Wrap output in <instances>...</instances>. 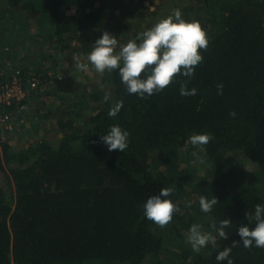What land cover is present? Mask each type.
Listing matches in <instances>:
<instances>
[{
	"label": "trees",
	"instance_id": "trees-1",
	"mask_svg": "<svg viewBox=\"0 0 264 264\" xmlns=\"http://www.w3.org/2000/svg\"><path fill=\"white\" fill-rule=\"evenodd\" d=\"M173 9L201 24L208 48L201 50L204 59L193 77L178 76L163 92L141 99L127 93L118 70L97 73L99 81L88 87L75 69L62 79L52 72L51 83L52 55L44 54L43 44L75 49L84 58L110 30L105 0H0V56L24 71L25 80L31 72L46 85L25 102L35 111L33 125L48 131L50 123L61 135L58 143L47 134L20 149L10 137L0 142V171L10 190L0 181V264H147L164 253L165 233L143 215V205L163 187L174 189L170 199L181 209L165 226L180 241L174 251L179 264H218V252L240 241L236 231L248 225L246 214L264 205V0H189ZM33 17L36 26L29 27ZM154 25L114 37L128 42ZM18 30L35 33L39 41L26 51L41 46L39 59L17 56L13 47L23 45L14 40ZM181 81L197 95L181 96ZM105 93L111 96L107 103ZM118 100L123 108L108 116ZM18 108L2 106L0 116H16ZM114 125L129 133L123 153L108 151L100 139ZM16 126L25 127L19 118ZM193 134L213 139L199 152L186 143ZM235 154L253 162L257 173L250 176ZM201 195L217 198L212 212L200 210ZM222 219L232 223L225 229L229 238L217 237L215 248L194 252L190 227L216 235L211 226ZM229 258L233 264H264V248L237 243Z\"/></svg>",
	"mask_w": 264,
	"mask_h": 264
},
{
	"label": "clouds",
	"instance_id": "clouds-1",
	"mask_svg": "<svg viewBox=\"0 0 264 264\" xmlns=\"http://www.w3.org/2000/svg\"><path fill=\"white\" fill-rule=\"evenodd\" d=\"M92 45V50L83 58L87 63L82 61L79 53H73L75 69L87 72L91 65L99 74L118 70L127 93L144 99L146 95L151 97L163 92L178 76L193 77L196 67L204 59L201 50H207L209 40L198 21L187 22L182 18L180 9H174L167 18L159 20L153 27L126 44H118V39L105 31ZM118 47L119 51H117ZM223 87L222 83L216 85L218 95L223 94ZM179 94L183 97H194L197 95V89H190L184 81H181ZM103 99L107 103L111 99L110 94L105 93ZM123 106V100L115 101L108 116L116 117ZM229 115L235 118L236 112L231 111ZM128 137L127 131L114 125L106 135H101L100 139L107 145L108 151L118 150L123 153L128 147ZM212 139L209 134H193L186 143L203 152V146ZM192 155L199 158L196 151ZM173 192L172 187H163L158 195L150 196L143 205V215L161 228L172 221L175 213L181 211L178 204L170 199ZM217 204L218 200L214 196L209 199L201 195L199 198L200 210L204 213L212 212ZM190 207L191 202L186 205V208ZM246 219L248 225L254 224V227L250 228L248 225L238 227L236 232L240 241H234L230 247L218 252L216 255L218 264L223 261L233 264L229 257L237 243H241L245 249L253 246L264 248V205H256L254 214H246ZM231 225L229 219L220 220L218 225L213 223L211 227L216 233L213 235L211 232H203L200 225L193 224L189 229L187 241L196 253L209 244L215 248L217 237L222 240L229 238L225 229L230 228Z\"/></svg>",
	"mask_w": 264,
	"mask_h": 264
},
{
	"label": "rangeland",
	"instance_id": "rangeland-1",
	"mask_svg": "<svg viewBox=\"0 0 264 264\" xmlns=\"http://www.w3.org/2000/svg\"><path fill=\"white\" fill-rule=\"evenodd\" d=\"M177 3L188 4L189 0H105V8L108 12V27L110 29L109 33L113 36L119 33V38L133 36L136 28L139 29L137 31H140L145 29L148 24H156L159 20L168 17L174 10V5ZM156 19L157 22L155 21ZM28 20L29 21H27V23L30 24L29 27L34 25L36 26V20L34 17L33 19L30 18ZM32 31L36 32V29H32ZM18 32L21 33V35H18L14 40L23 43L25 50L21 49L23 45L18 44L17 46H14L13 49L16 50L15 53L17 52V56L22 60L24 57L33 59L34 56H37L34 59H39L40 57L38 55L41 56V51L39 48L41 46H36L34 51H31V53H27L26 51L31 50V48L35 46L33 42L36 43L39 41L33 36L35 33H23L19 30ZM132 40L134 39L132 38ZM126 43V41L120 42L118 40V44ZM117 51H119V47L117 48ZM43 52L44 54L49 53L52 55L51 59L47 63V66H52L54 68L52 71H49L50 73L54 72L56 75L66 74V78L72 74L69 73L67 75L69 69L70 71L75 69L72 60L73 53H78L75 49H65L63 51L54 50L52 49V46L49 47V44L45 43L43 44ZM82 61L87 63V61L83 58ZM73 75H77L79 77L78 81L83 87H88L90 84L95 83L100 79L99 75L97 72H95L91 65H89V70L87 72L77 71L76 69L75 71L73 70ZM35 116L36 114L33 108L27 107L26 110L20 114V118L17 116L13 117L11 121L13 130L8 131L6 126L3 123H0V142L7 141V139L10 137V143L13 145V147L20 149L23 148V146H27L29 143L31 144L36 142L38 139H41L48 134L49 138L54 143H58L61 135H59V133H55L52 130L53 128L51 127L52 125L50 123L46 124L49 128L48 131H46V126L44 124L33 125V122L37 120ZM18 118L19 121L25 125L24 129L20 128V126L18 129H15L17 128L16 122ZM26 130H28L27 133H25ZM235 156L239 159V162L243 166L244 170H246L250 176H254V174L257 173L256 165L248 160V158L244 157L243 155L238 156L235 154ZM207 167H209V164L205 163L204 169L202 168L203 173L201 176L206 173L205 169ZM0 181L6 190L10 191L5 175L1 171ZM258 185H260V183H258ZM163 232L165 233L164 253L158 258L150 259L147 264H154L155 261H161L165 264H172L173 262V264H179L178 259L174 254V251L177 250V247L180 243L177 236H175V229H167V227H163L161 228L159 234Z\"/></svg>",
	"mask_w": 264,
	"mask_h": 264
},
{
	"label": "built area",
	"instance_id": "built-area-1",
	"mask_svg": "<svg viewBox=\"0 0 264 264\" xmlns=\"http://www.w3.org/2000/svg\"><path fill=\"white\" fill-rule=\"evenodd\" d=\"M13 66L14 64L11 61L2 59L0 56V107L21 105L16 113V116L20 118V114L27 108L25 101L29 98L30 92L44 90L46 85L39 77L33 76L31 72L27 73L29 78L25 80L26 73L20 68L14 69ZM57 78L62 79L61 75H58ZM13 117L12 112H6L0 116V123H3L8 131L13 130L11 124Z\"/></svg>",
	"mask_w": 264,
	"mask_h": 264
}]
</instances>
